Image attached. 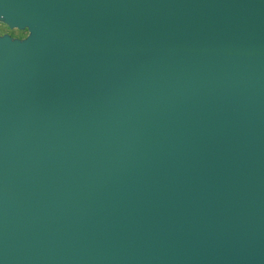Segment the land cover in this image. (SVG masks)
I'll return each mask as SVG.
<instances>
[{
  "label": "water",
  "instance_id": "95a60500",
  "mask_svg": "<svg viewBox=\"0 0 264 264\" xmlns=\"http://www.w3.org/2000/svg\"><path fill=\"white\" fill-rule=\"evenodd\" d=\"M0 23V264H264V0Z\"/></svg>",
  "mask_w": 264,
  "mask_h": 264
},
{
  "label": "flooded vegetation",
  "instance_id": "af4514ba",
  "mask_svg": "<svg viewBox=\"0 0 264 264\" xmlns=\"http://www.w3.org/2000/svg\"><path fill=\"white\" fill-rule=\"evenodd\" d=\"M4 25V24H3ZM6 26V25H5ZM8 26H6L7 28ZM11 30V29H10ZM12 32H14V34H16V36L14 34H12L11 32H4L3 34H0V36L5 35V34H10L12 35L14 38H19V39H26L29 35L28 31H20V30H11ZM23 33V36H20V34Z\"/></svg>",
  "mask_w": 264,
  "mask_h": 264
},
{
  "label": "rangeland",
  "instance_id": "374dc122",
  "mask_svg": "<svg viewBox=\"0 0 264 264\" xmlns=\"http://www.w3.org/2000/svg\"><path fill=\"white\" fill-rule=\"evenodd\" d=\"M11 32L12 34H14V32H12L9 27L6 28L5 25H3L2 23H0V34H3L4 32ZM16 36V34H14ZM20 36H23V33L20 34Z\"/></svg>",
  "mask_w": 264,
  "mask_h": 264
}]
</instances>
